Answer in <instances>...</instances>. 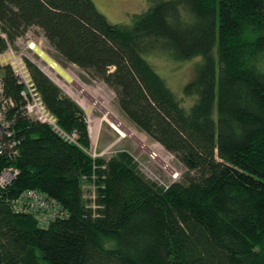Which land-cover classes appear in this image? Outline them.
<instances>
[{"label":"trees","instance_id":"obj_1","mask_svg":"<svg viewBox=\"0 0 264 264\" xmlns=\"http://www.w3.org/2000/svg\"><path fill=\"white\" fill-rule=\"evenodd\" d=\"M32 28L59 56L114 90L122 114L186 169L168 189L124 151L93 158L83 109L25 60L69 142L23 116L1 67L22 139L20 174L0 190V264H264V0H150L129 24L93 0H0V55ZM201 58L178 98L146 59ZM84 184L95 188L87 198ZM36 189L67 214L40 228L9 200ZM95 195V199L91 196ZM93 204V205H92Z\"/></svg>","mask_w":264,"mask_h":264},{"label":"rangeland","instance_id":"obj_2","mask_svg":"<svg viewBox=\"0 0 264 264\" xmlns=\"http://www.w3.org/2000/svg\"><path fill=\"white\" fill-rule=\"evenodd\" d=\"M98 10L113 24H129L133 15L143 13L150 7V0H93ZM31 44L40 47L55 63L70 73L78 80L80 87L92 91L93 99H88L81 94L77 88L68 84L65 79L55 73L37 53L30 48ZM25 64L29 60L41 68L63 91V93L73 99L85 112L87 120L90 121L92 151L99 157L106 160L111 159L117 152H127L131 154L140 173L150 182H168L173 179L169 170L164 166V162L179 174L178 181H183L186 169L183 165L160 144L152 141L146 134L140 132L120 111L117 103L116 93L112 88L103 82L92 80L88 74L77 66L64 61L56 50L44 37L38 28H32L28 33L21 37L15 47L0 55L1 67L11 66L10 61ZM146 59L151 63L155 71L167 82L168 86L178 98H181L186 107H190L193 100L184 98L183 88L192 80L196 66L201 62V58H195L186 62L173 60L164 53H156L147 56ZM2 73V72H1ZM94 93V94H93ZM98 103L116 116L119 123L124 127L106 120V115L98 107ZM96 105V106H95ZM92 107V109H91ZM100 129L98 136L95 137V126ZM135 135V136H133ZM93 136V138H92ZM155 152L160 156L161 161L153 159L151 153ZM176 183V182H175ZM86 197L88 198L93 187L84 184Z\"/></svg>","mask_w":264,"mask_h":264},{"label":"built area","instance_id":"obj_3","mask_svg":"<svg viewBox=\"0 0 264 264\" xmlns=\"http://www.w3.org/2000/svg\"><path fill=\"white\" fill-rule=\"evenodd\" d=\"M10 65L19 83L24 85V90L21 92L23 104L19 112L30 120L51 126L56 133L67 141L75 142L77 134L69 136L58 128L56 118L45 106L27 67L24 64L15 63L13 59H11ZM14 108H16V103L13 98L8 97L5 93V82L0 70V158H4L7 162L15 161L21 154L22 139L15 128V119L12 116L9 117L10 112ZM86 122L89 132H91L90 121L86 120ZM90 154L93 158L99 157L93 154L92 147ZM151 157L156 160L158 155L152 152ZM166 169H170L169 172L174 180L169 179L165 183L162 181L156 183L168 189L180 177L169 165L166 166ZM19 174V169L13 165L0 168V190H6L11 187ZM93 189L95 190L94 187ZM91 197L95 199L94 194ZM9 204L15 214L34 217L40 228H47L51 222L67 215L55 200L36 189H29L19 193L9 200Z\"/></svg>","mask_w":264,"mask_h":264},{"label":"bare ground","instance_id":"obj_4","mask_svg":"<svg viewBox=\"0 0 264 264\" xmlns=\"http://www.w3.org/2000/svg\"><path fill=\"white\" fill-rule=\"evenodd\" d=\"M35 44H31L30 48L33 49V51L35 53L38 54V56L40 58H42L43 61H45L48 65H50L51 69L53 71H55V73H57L58 75H60L63 79H65V81L70 84L71 86H73L74 88H77L79 90V92L81 94H83L84 96H86V98L91 99L93 97L92 95V91L90 89L87 88H81L80 84L78 82V80L70 73V71L64 70L63 68H61L57 63H55L40 47L38 46H34ZM18 63V62H17ZM19 64H21L19 62ZM94 94V93H93ZM93 99V98H92ZM96 106V105H95ZM98 107L100 109H102L106 115V120L109 122H113L116 125H118L120 128H124L118 121V119L116 118V116L114 114H112L110 111H108L104 106L100 105V103H98ZM92 109V107H91ZM99 129H100V124L99 126H95V137L98 136L99 133ZM135 136V135H133ZM93 138V136H92ZM158 161H161L160 156L158 155L157 157ZM164 166H167V163L164 162ZM93 205V204H92Z\"/></svg>","mask_w":264,"mask_h":264}]
</instances>
